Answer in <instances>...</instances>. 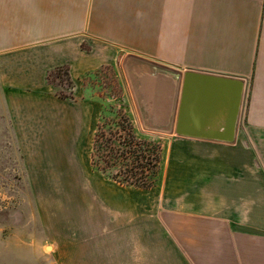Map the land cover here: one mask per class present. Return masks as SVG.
Wrapping results in <instances>:
<instances>
[{"label": "crops", "instance_id": "obj_1", "mask_svg": "<svg viewBox=\"0 0 264 264\" xmlns=\"http://www.w3.org/2000/svg\"><path fill=\"white\" fill-rule=\"evenodd\" d=\"M105 64L135 130L175 133L155 186L117 182L47 219V264H264V0H0V124L19 152L93 145L102 104L84 80ZM62 65L72 97L47 78ZM187 70L244 80L233 141L176 132ZM219 106L196 94L190 124L223 130Z\"/></svg>", "mask_w": 264, "mask_h": 264}, {"label": "rangeland", "instance_id": "obj_2", "mask_svg": "<svg viewBox=\"0 0 264 264\" xmlns=\"http://www.w3.org/2000/svg\"><path fill=\"white\" fill-rule=\"evenodd\" d=\"M65 71L66 68L54 71L51 82L58 93L71 94L73 83H69ZM84 81V98L101 101V110L106 108L114 129L120 125L111 107H123L132 117L137 116L133 97L126 90L125 75L117 73L113 65H102L88 73ZM5 116L0 114V120ZM144 126L135 130L138 137L154 139L165 146L161 171L167 159V138L175 132ZM7 135L0 124V264H47L51 250L46 246L44 233L47 219L60 215L63 209H88L91 202L87 197H100V191L113 197V184L117 181L93 165V145L86 146L85 153L27 154L19 152ZM118 169L114 166L113 172ZM156 178L158 182V175ZM256 199V204L261 201V197Z\"/></svg>", "mask_w": 264, "mask_h": 264}, {"label": "trees", "instance_id": "obj_3", "mask_svg": "<svg viewBox=\"0 0 264 264\" xmlns=\"http://www.w3.org/2000/svg\"><path fill=\"white\" fill-rule=\"evenodd\" d=\"M61 68H66L65 75L72 84L68 65L52 69L48 74V81L51 82L53 72ZM59 95L72 97L73 93H59ZM111 108L118 115L117 123L122 129L112 127L113 120L107 116L106 108H103L97 122L91 153L93 165L121 184L143 188L155 186L163 144L154 139L138 137L133 121L125 108L116 109L114 106ZM114 166L119 167L116 172H113Z\"/></svg>", "mask_w": 264, "mask_h": 264}, {"label": "water", "instance_id": "obj_4", "mask_svg": "<svg viewBox=\"0 0 264 264\" xmlns=\"http://www.w3.org/2000/svg\"><path fill=\"white\" fill-rule=\"evenodd\" d=\"M244 84V80L238 77L191 70L185 71L176 132L182 135L233 141L243 98ZM196 94L205 101L211 102L215 109L216 105L226 106L223 130L211 131L190 124L188 112Z\"/></svg>", "mask_w": 264, "mask_h": 264}]
</instances>
